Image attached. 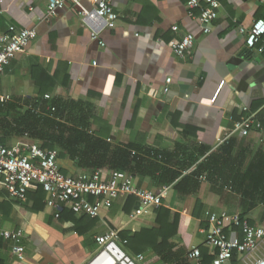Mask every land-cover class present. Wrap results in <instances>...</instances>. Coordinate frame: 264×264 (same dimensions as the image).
Instances as JSON below:
<instances>
[{
    "label": "crops",
    "instance_id": "0c3cea01",
    "mask_svg": "<svg viewBox=\"0 0 264 264\" xmlns=\"http://www.w3.org/2000/svg\"><path fill=\"white\" fill-rule=\"evenodd\" d=\"M52 1L0 0L1 34L8 33L10 26L37 32L26 51L5 68L0 104L14 114L40 99L81 103L94 116L89 124L92 131L103 129L113 145L152 151L171 170L179 171L181 163L192 164L200 151L207 153L205 157L218 155L220 163L226 161L228 166L219 164L221 181L210 182L204 176L199 189L191 187L188 193L161 186L162 172L147 166L140 170L153 172L157 179L141 171L129 174L141 188L163 193L166 205L188 219L187 249L203 244L199 229L208 211L239 213L264 227V206L249 210L242 198L246 184L231 181L237 170L231 164L245 171L258 154L264 155V54L249 52L246 34L241 32L264 18V2L221 0L213 29L204 34L190 15L187 0H110L119 18L114 29L102 34V47L83 28L79 8L71 2L48 17ZM95 2L81 0V5L91 9ZM187 34L195 35L194 47L179 57L171 44ZM247 115L262 129L244 137L234 131ZM8 140L9 147L35 143L27 135ZM143 157L146 165L144 151ZM194 169L191 165L187 173ZM75 172L69 169L67 174ZM38 189L33 185L28 201L21 202L7 198L0 184L4 194L0 196V264H87L98 249L96 237L111 230L137 233L157 226L154 210L133 217L139 201L128 204L129 198H120L99 217L85 218L67 206L59 211L49 208V195L37 200ZM198 201L203 205L199 219L192 216ZM2 230L26 234L24 260L12 253L11 241L1 235ZM205 252L210 256L209 250ZM142 254L153 263L159 260Z\"/></svg>",
    "mask_w": 264,
    "mask_h": 264
},
{
    "label": "built area",
    "instance_id": "2783aa9c",
    "mask_svg": "<svg viewBox=\"0 0 264 264\" xmlns=\"http://www.w3.org/2000/svg\"><path fill=\"white\" fill-rule=\"evenodd\" d=\"M68 2L79 8L82 26L89 31L91 39L105 46L101 36L114 29L119 18L111 1L96 0L93 8L85 9L81 0H55L48 4L47 16H56ZM220 7L221 0H187L189 13L199 21L204 34L211 33ZM241 32L246 34L249 52L264 54V18L255 19L249 29ZM36 38L35 30H17L14 26L9 27L8 33H0V78L11 60L25 52ZM195 39V35L187 34L180 41L173 42L171 47L177 56L183 57L193 49ZM166 82L169 85L171 79ZM224 84L221 83L214 102ZM168 91L167 86L165 92ZM253 129L261 130L262 126L254 121L253 116L247 115L242 117L234 133L246 137ZM204 179L206 177L203 176ZM0 184L11 198L21 202L28 201L27 195L33 185L40 186L49 195L46 202L49 208L59 211L61 206H67L73 213L91 218L110 210L118 199L130 197L139 201L133 214L136 218L155 210L165 197L163 193L141 188L132 176L123 171L76 170L73 174H64L60 169L58 151L43 149L36 142L18 147L0 144ZM205 216V224L199 229L204 242L191 247L186 254L192 264H203L202 248L209 250L213 257L207 264H264L263 226L252 225L239 213L208 211ZM1 235L11 241L12 253L19 260H24L26 234L21 230H2ZM96 243L98 249L87 264L103 254H107L115 264H145V255H130L125 251L127 241L121 242L116 231L96 237Z\"/></svg>",
    "mask_w": 264,
    "mask_h": 264
},
{
    "label": "trees",
    "instance_id": "16d2710c",
    "mask_svg": "<svg viewBox=\"0 0 264 264\" xmlns=\"http://www.w3.org/2000/svg\"><path fill=\"white\" fill-rule=\"evenodd\" d=\"M3 106L0 104V144L9 147L10 136L27 135L43 149L58 151L60 169L64 174H67L69 169L73 172L77 169L85 172L103 169L123 171L134 176V173H140V169L147 166L154 171L162 172L158 176L161 186L188 193L187 189L191 187L194 190L199 189L203 176H207L210 182L221 181L219 177L223 176V172L219 164L223 167L228 166L224 160L220 163L218 155L205 157L207 153L200 151L199 156L192 160V164L181 163L182 167L179 171L171 170L169 164L162 162L158 154L152 151L147 152L135 145H113L103 129L92 131L89 124L94 116L78 102L40 99L35 100L22 112H16L15 109L14 114ZM143 151L148 155L146 165ZM225 151L226 149L222 152L225 154ZM203 157L205 158L201 160ZM191 165L192 167L194 165L195 169L187 173ZM231 165L233 169H237L231 177L233 185L246 184L242 198L249 203V210L260 205L264 206V155L258 154L245 171H242L240 166ZM148 173L157 179L153 172L141 171V175ZM36 193L39 195L37 200H43L45 192L40 186ZM5 194L7 198H11L7 192ZM3 195L0 192V196ZM135 201H138L136 197H130L128 204ZM202 210L203 205L198 201L192 216L199 219ZM154 213L156 227L142 229L137 233L125 231L119 233L121 240L127 241L124 245L125 251L130 255L142 253L156 255L159 260L154 264H192L186 256L188 219L186 222L180 212L168 207L164 198ZM84 217L90 218L86 215ZM250 223L253 225L252 222ZM201 250L203 264L211 262L213 257L205 252L206 248Z\"/></svg>",
    "mask_w": 264,
    "mask_h": 264
},
{
    "label": "bare ground",
    "instance_id": "6f19581e",
    "mask_svg": "<svg viewBox=\"0 0 264 264\" xmlns=\"http://www.w3.org/2000/svg\"><path fill=\"white\" fill-rule=\"evenodd\" d=\"M90 264H115V263L107 254H103L98 258L94 259Z\"/></svg>",
    "mask_w": 264,
    "mask_h": 264
},
{
    "label": "rangeland",
    "instance_id": "374dc122",
    "mask_svg": "<svg viewBox=\"0 0 264 264\" xmlns=\"http://www.w3.org/2000/svg\"><path fill=\"white\" fill-rule=\"evenodd\" d=\"M145 264H154L152 259H147L145 261Z\"/></svg>",
    "mask_w": 264,
    "mask_h": 264
}]
</instances>
